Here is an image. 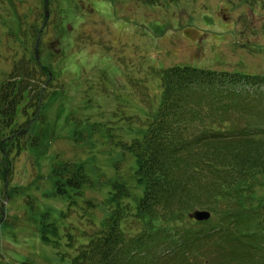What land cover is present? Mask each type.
Masks as SVG:
<instances>
[{"label":"rangeland","instance_id":"obj_1","mask_svg":"<svg viewBox=\"0 0 264 264\" xmlns=\"http://www.w3.org/2000/svg\"><path fill=\"white\" fill-rule=\"evenodd\" d=\"M146 1L0 0V83L21 60L50 73L37 77L41 109L16 108V121L31 127L13 176L6 186L0 178V264H69L65 228L85 227L86 210L61 217L67 202L54 195L51 166L81 164L94 184L86 197L98 204L103 179L128 180L134 160L120 142L145 129L161 98L162 70L264 77V0ZM256 88L263 91L248 90ZM45 212L62 234L47 243L38 232ZM92 214L102 219L100 208Z\"/></svg>","mask_w":264,"mask_h":264},{"label":"trees","instance_id":"obj_2","mask_svg":"<svg viewBox=\"0 0 264 264\" xmlns=\"http://www.w3.org/2000/svg\"><path fill=\"white\" fill-rule=\"evenodd\" d=\"M37 77L50 73L21 60L0 83L4 186L31 127L16 121V108L41 109ZM160 87L140 136L120 142L134 160L130 178L103 179L100 204L86 197L94 184L81 164L51 166L54 195L67 202L61 217L79 205L86 210L85 227L65 228L69 264H264V77L174 66L161 71ZM97 208L101 220L92 214ZM196 211L210 218L195 221ZM57 225L43 213L41 240L60 238Z\"/></svg>","mask_w":264,"mask_h":264},{"label":"water","instance_id":"obj_3","mask_svg":"<svg viewBox=\"0 0 264 264\" xmlns=\"http://www.w3.org/2000/svg\"><path fill=\"white\" fill-rule=\"evenodd\" d=\"M192 219L198 222L207 221L210 218V213L207 211H196L191 215Z\"/></svg>","mask_w":264,"mask_h":264}]
</instances>
